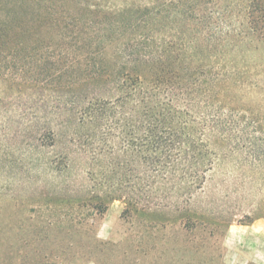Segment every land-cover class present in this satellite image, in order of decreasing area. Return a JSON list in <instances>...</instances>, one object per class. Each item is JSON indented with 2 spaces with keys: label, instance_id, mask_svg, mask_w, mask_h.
I'll use <instances>...</instances> for the list:
<instances>
[{
  "label": "trees",
  "instance_id": "16d2710c",
  "mask_svg": "<svg viewBox=\"0 0 264 264\" xmlns=\"http://www.w3.org/2000/svg\"><path fill=\"white\" fill-rule=\"evenodd\" d=\"M262 77L264 0H0V79L22 101L9 121L19 117L32 149H51L42 172L68 217L57 219L55 264L100 260L93 222L118 199L122 215L224 235L226 220L189 206L212 144L245 148V124L247 147L264 141L241 100L264 94Z\"/></svg>",
  "mask_w": 264,
  "mask_h": 264
},
{
  "label": "rangeland",
  "instance_id": "374dc122",
  "mask_svg": "<svg viewBox=\"0 0 264 264\" xmlns=\"http://www.w3.org/2000/svg\"><path fill=\"white\" fill-rule=\"evenodd\" d=\"M112 1L124 5V0ZM234 59L245 66V55L234 54ZM241 100L245 123L252 105L264 126V94L245 90ZM20 102L11 99L0 79V264H55L57 219L65 224L68 217L64 212L57 216L56 186L50 171L47 176L42 172L51 149H32L19 135V117L9 121L10 109ZM246 127L245 148L211 145L215 162L189 206L198 212L208 209L213 220H226L224 235L210 236L201 225L187 229L180 219L148 221L140 213L122 215L125 200L118 199L109 204L98 225L93 222L97 237L106 242L100 260L69 264H245L248 254L255 260L246 264H264V141L247 147L252 135ZM84 167L78 160L71 167L77 185L86 181L81 177Z\"/></svg>",
  "mask_w": 264,
  "mask_h": 264
},
{
  "label": "crops",
  "instance_id": "0c3cea01",
  "mask_svg": "<svg viewBox=\"0 0 264 264\" xmlns=\"http://www.w3.org/2000/svg\"><path fill=\"white\" fill-rule=\"evenodd\" d=\"M248 228L249 227H252V225H249V226H247ZM249 260H255V259H253V256H252V254H248L246 257H245V264L249 261ZM262 264V263H261Z\"/></svg>",
  "mask_w": 264,
  "mask_h": 264
}]
</instances>
